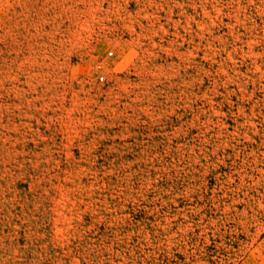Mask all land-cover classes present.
Listing matches in <instances>:
<instances>
[{
  "label": "rangeland",
  "instance_id": "374dc122",
  "mask_svg": "<svg viewBox=\"0 0 264 264\" xmlns=\"http://www.w3.org/2000/svg\"><path fill=\"white\" fill-rule=\"evenodd\" d=\"M0 264H264V0H0Z\"/></svg>",
  "mask_w": 264,
  "mask_h": 264
},
{
  "label": "built area",
  "instance_id": "2783aa9c",
  "mask_svg": "<svg viewBox=\"0 0 264 264\" xmlns=\"http://www.w3.org/2000/svg\"><path fill=\"white\" fill-rule=\"evenodd\" d=\"M109 53L111 54L112 52L110 51ZM98 78H99L100 80H103L104 76H103V75H100Z\"/></svg>",
  "mask_w": 264,
  "mask_h": 264
}]
</instances>
